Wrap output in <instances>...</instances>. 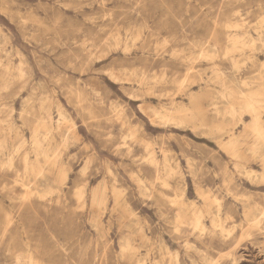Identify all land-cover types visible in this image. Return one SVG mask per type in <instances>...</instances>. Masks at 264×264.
I'll return each mask as SVG.
<instances>
[{"label":"rangeland","instance_id":"1","mask_svg":"<svg viewBox=\"0 0 264 264\" xmlns=\"http://www.w3.org/2000/svg\"><path fill=\"white\" fill-rule=\"evenodd\" d=\"M261 83L264 0H0V264H264Z\"/></svg>","mask_w":264,"mask_h":264},{"label":"bare ground","instance_id":"2","mask_svg":"<svg viewBox=\"0 0 264 264\" xmlns=\"http://www.w3.org/2000/svg\"><path fill=\"white\" fill-rule=\"evenodd\" d=\"M230 40H231L230 45H229L230 51H238V49L243 48L245 45L252 46L254 44L252 40L242 41L234 37H232ZM240 84L242 86V83ZM232 85L234 87L236 83H233ZM228 87L229 86H226L223 89V91L217 93L218 97L222 99L220 100V102L223 101V106L222 107L215 106V112L217 114H228V115L237 116V117H241V114L243 112H248L252 116L253 121H254L251 130L254 132L255 136L257 137L252 147V152L255 153L256 155L258 149L262 148V153H260L259 156H261L264 159V149H263L264 148V125H262L261 121H259V110L264 107V93L258 89H255V90L249 89L246 92L241 91L242 103L239 104V106H235L231 102V95H230V91L227 89ZM260 87L263 88L264 90V83H261ZM227 135H228V141L227 143L225 142L226 143L225 145L229 147V149L232 151L236 147V145L239 143V137L235 136V134L232 133V130L227 131ZM2 148H3V145L0 144V151L2 150ZM35 150L37 154L41 153V148L38 143H35ZM164 157L166 158V156ZM165 161H167V159H165ZM167 165L168 164L166 163L164 168L168 169L167 172H172L173 169H171L169 165L168 166ZM257 176L259 177L262 175H257ZM242 201H243L242 203L244 207L245 219H247V221L252 222L254 225H258L261 219H259V214L256 213L257 210L253 209L248 203H246L245 200H242ZM214 202L217 205V212L215 214L213 225L214 227H217L219 231L222 233L224 229L222 227L223 226L222 220L218 215V213L220 212L221 204L217 202L216 199H214ZM195 227L200 230L203 229V222L201 220V215L198 213L195 216ZM140 264H143V263H140Z\"/></svg>","mask_w":264,"mask_h":264}]
</instances>
